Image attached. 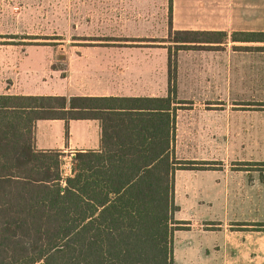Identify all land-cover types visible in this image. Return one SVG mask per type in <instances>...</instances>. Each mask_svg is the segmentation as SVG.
<instances>
[{
    "label": "rangeland",
    "instance_id": "rangeland-1",
    "mask_svg": "<svg viewBox=\"0 0 264 264\" xmlns=\"http://www.w3.org/2000/svg\"><path fill=\"white\" fill-rule=\"evenodd\" d=\"M204 14L260 26V0H176L174 25L207 24ZM169 30L168 0H0V93L129 94L145 82L172 92L174 156L208 166L176 171L173 218L196 217L208 264L216 253L223 264H264V51L176 49ZM189 175L199 191L183 197Z\"/></svg>",
    "mask_w": 264,
    "mask_h": 264
},
{
    "label": "trees",
    "instance_id": "trees-1",
    "mask_svg": "<svg viewBox=\"0 0 264 264\" xmlns=\"http://www.w3.org/2000/svg\"><path fill=\"white\" fill-rule=\"evenodd\" d=\"M168 18L176 49L264 42L263 31L172 30V0ZM178 103L169 91L0 93V264H173V233L189 228L173 218L174 173L208 168L174 156ZM44 119L97 120L100 149L75 152L62 178L63 153L35 147Z\"/></svg>",
    "mask_w": 264,
    "mask_h": 264
},
{
    "label": "crops",
    "instance_id": "crops-1",
    "mask_svg": "<svg viewBox=\"0 0 264 264\" xmlns=\"http://www.w3.org/2000/svg\"><path fill=\"white\" fill-rule=\"evenodd\" d=\"M188 4H193L196 2L199 3H207L208 0H187ZM176 11V0H172V29L173 30H214V31H227L231 33L233 31H263L264 32V0H260V26H233L230 21L228 26L221 25L219 22V17H215L209 14H204L203 19L207 20V24L198 25V21H191L190 17L187 18V22L190 24H181L180 26H175L174 21ZM186 21V20H185ZM255 29V30H251ZM236 46H260V50L264 51V42H231L227 40L226 43L218 44L219 47L227 46L229 44ZM216 49V48H213ZM261 68V67H260ZM115 87V86H113ZM166 87V86H165ZM117 90L113 88L114 91H111L109 88H106L105 92L97 93V92H82L77 91V87L72 88L71 93L66 95L59 93H15L10 92L9 94H32V95H63L66 97L70 96H145V97H163L166 96L168 92L164 89H160L157 92H154L153 85L151 83L145 82L141 87H135L133 91L129 94H122L119 92V88L115 87ZM67 129V134H66ZM34 143L35 147L38 150H57L63 153V160L66 162L72 163V156L77 151H88V150H99L101 147L100 142V124L97 120L94 119H72L67 123L61 119H44L38 120L35 123L34 128ZM184 170V169H183ZM177 171V170H176ZM175 171V174L177 173ZM71 175V174H70ZM69 176V175H68ZM200 178L196 175H189L188 180H185L182 190L183 197H188L189 194L187 191H199V185L197 180H191L193 178ZM196 182L194 185L192 182ZM178 185L174 183L173 185V197H181L178 195ZM198 190V191H197ZM178 210L176 213L181 211L179 204ZM176 215V214H175ZM179 221H187L186 224L189 228L186 230H178L174 236L180 234V248L178 249V261L179 264H189L194 262H201L203 264H208V257H202L200 255L201 249V240L200 238V230L198 229V223L195 218H191V216H186L182 218H175ZM202 231V230H201ZM223 246V241L222 245ZM222 250V248H220ZM207 250L205 248L204 255L207 256ZM213 255V254H212ZM174 245H173V264H176L174 259ZM217 264L224 262L222 259V253L216 255Z\"/></svg>",
    "mask_w": 264,
    "mask_h": 264
},
{
    "label": "built area",
    "instance_id": "built-area-1",
    "mask_svg": "<svg viewBox=\"0 0 264 264\" xmlns=\"http://www.w3.org/2000/svg\"><path fill=\"white\" fill-rule=\"evenodd\" d=\"M71 168H72V163H70V162L65 163V160H64V163H62V165H61V176H62V178H65L71 174Z\"/></svg>",
    "mask_w": 264,
    "mask_h": 264
}]
</instances>
